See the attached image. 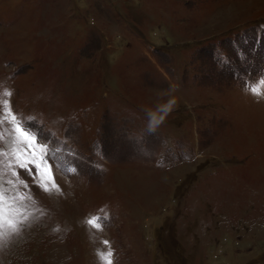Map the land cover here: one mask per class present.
Listing matches in <instances>:
<instances>
[{
	"label": "rangeland",
	"instance_id": "1",
	"mask_svg": "<svg viewBox=\"0 0 264 264\" xmlns=\"http://www.w3.org/2000/svg\"><path fill=\"white\" fill-rule=\"evenodd\" d=\"M262 79L264 0H0V264H264Z\"/></svg>",
	"mask_w": 264,
	"mask_h": 264
},
{
	"label": "snow or ice",
	"instance_id": "2",
	"mask_svg": "<svg viewBox=\"0 0 264 264\" xmlns=\"http://www.w3.org/2000/svg\"><path fill=\"white\" fill-rule=\"evenodd\" d=\"M249 90L253 95L264 98V79L258 82V86L251 87ZM4 96L10 97L11 93L5 92ZM0 108L3 109V111H0V124L4 123L10 117L9 122L11 123L13 134L11 136V143L16 146L12 149L11 155L14 156L17 166L27 169V166L31 165L37 169V176L40 175V169H43V178L41 180L42 190L49 194L52 192L59 193L60 189L51 176V169L44 167L46 162L44 146L37 143L36 136L24 126L22 119L14 114L8 100H3ZM4 135L5 133L0 132V140L3 139ZM0 155H3V153H0ZM29 156H31V159ZM13 174L16 175V173ZM49 184H51V187H49ZM9 199H17V197H9L8 190L0 182V241H3L7 236V233L2 230V225L4 223V212L8 207L7 201ZM7 223L13 232L17 230L16 225L11 220L7 221ZM87 223L97 229L100 227L95 218L89 219ZM101 260L102 264H114L113 252L109 250L101 254Z\"/></svg>",
	"mask_w": 264,
	"mask_h": 264
}]
</instances>
